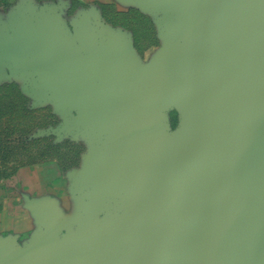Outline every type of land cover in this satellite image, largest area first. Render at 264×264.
Listing matches in <instances>:
<instances>
[{"label": "water", "instance_id": "95a60500", "mask_svg": "<svg viewBox=\"0 0 264 264\" xmlns=\"http://www.w3.org/2000/svg\"><path fill=\"white\" fill-rule=\"evenodd\" d=\"M178 2L189 37L150 81L116 51L98 82L81 48L51 50L52 33L0 46L19 56L33 49L41 83L65 79L77 125L122 124L118 147L83 176L90 206L117 189L137 198L134 212L96 230L95 255L85 226L57 246L46 216L40 247L25 260L0 248L4 264H264V0ZM172 106L181 125L167 136L160 113Z\"/></svg>", "mask_w": 264, "mask_h": 264}, {"label": "crops", "instance_id": "0c3cea01", "mask_svg": "<svg viewBox=\"0 0 264 264\" xmlns=\"http://www.w3.org/2000/svg\"><path fill=\"white\" fill-rule=\"evenodd\" d=\"M76 1L78 8L74 9L75 0H0V46L17 50L25 40V33L39 31L43 37L52 33L51 50L57 53L71 47L81 48L83 60L96 66L98 82L116 51L129 63L133 74L141 80L150 81L162 77L168 70L170 59L178 53L189 37L190 29L180 27L184 12L178 0L161 5L157 0ZM63 2L66 10L68 7L70 10L65 15V22L58 24L55 19L57 5ZM136 9L145 12L160 24L158 44L151 51L135 46L132 36L124 34L120 28L107 22V17H121ZM0 58V61L8 63L19 60L18 63L24 66V71L20 72L24 82L40 81L38 62L29 51L20 56L13 52L0 51ZM49 90L54 96H61L67 111L76 112L64 100V94L68 91L64 78H52ZM170 108L172 107L160 113L161 128L167 136L174 134L167 131L169 124L166 112ZM122 133V124L102 125L95 130L86 131L95 149L93 160L102 159L109 151L117 148ZM54 170L58 173L60 168L56 167ZM43 171L44 169L33 168L28 171L31 178L23 180L16 192L10 189L0 192V248L18 259H27L33 250L40 247L46 216L52 219L53 227L56 228L54 242L61 246L80 226H85L87 233L90 231L91 224H86L83 219L91 212L97 213L96 215L101 213L104 218L107 212L111 213L116 208L130 209L137 200L136 197H131L128 190L117 189L107 201L92 207L89 197L93 187L83 181V176L89 170L82 176L65 174L61 187L55 181L56 176L50 177ZM129 201L133 204H128ZM0 264H4L1 259Z\"/></svg>", "mask_w": 264, "mask_h": 264}, {"label": "rangeland", "instance_id": "374dc122", "mask_svg": "<svg viewBox=\"0 0 264 264\" xmlns=\"http://www.w3.org/2000/svg\"><path fill=\"white\" fill-rule=\"evenodd\" d=\"M77 4L75 0L74 9L78 8ZM69 10V7L68 10L65 8V2L58 3L55 17L58 24L65 22ZM107 22L132 36L134 45L141 49L151 51L158 44L160 24L140 9L121 17H107ZM29 53L32 54L33 49ZM18 61H0V192L9 189L16 192L23 180L31 178L28 171L33 168L44 169L43 173L50 177L56 176L55 181L61 187L65 174L82 176L90 169L95 149L88 139L87 130L76 124L79 114L66 110L61 96H54L49 90L48 82H24L20 75L24 66ZM38 67L40 70L39 64ZM166 115L167 131H177L181 125L178 107L172 106ZM56 167L60 168L58 173L54 170ZM123 210H111L104 218L101 213L91 212L83 219L86 224H91L87 253L95 255L101 251L100 242L94 240L96 227L101 226L104 220L117 221ZM129 210L134 212L135 209L132 206Z\"/></svg>", "mask_w": 264, "mask_h": 264}]
</instances>
